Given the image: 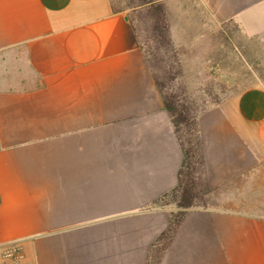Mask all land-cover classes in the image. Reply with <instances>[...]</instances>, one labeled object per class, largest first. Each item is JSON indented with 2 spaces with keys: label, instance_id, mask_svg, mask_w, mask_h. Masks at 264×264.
<instances>
[{
  "label": "crops",
  "instance_id": "0c3cea01",
  "mask_svg": "<svg viewBox=\"0 0 264 264\" xmlns=\"http://www.w3.org/2000/svg\"><path fill=\"white\" fill-rule=\"evenodd\" d=\"M172 40L264 0H164ZM146 41L113 0H0V264H264V82L193 119L208 190L253 209L154 202L179 183L180 126ZM264 187V182L261 184Z\"/></svg>",
  "mask_w": 264,
  "mask_h": 264
},
{
  "label": "rangeland",
  "instance_id": "374dc122",
  "mask_svg": "<svg viewBox=\"0 0 264 264\" xmlns=\"http://www.w3.org/2000/svg\"><path fill=\"white\" fill-rule=\"evenodd\" d=\"M115 6L129 11L135 20L149 53L150 63L162 92L174 102L178 114L187 119L180 125L185 142L191 139L189 147L195 153L196 138L194 117L205 108L219 104L245 87L264 82V38H249L232 22L221 25L201 24V28L190 27L179 41L175 42L162 28L158 16L165 10L168 24L171 18L164 0H113ZM260 180L258 187L250 192L262 194L264 187ZM184 189L164 199L165 204L177 212L186 207H215L253 209L244 202H225L229 198H251L244 195V186H228L220 190H208L201 177L197 155L190 162V168L182 177ZM179 203L188 204L180 206Z\"/></svg>",
  "mask_w": 264,
  "mask_h": 264
},
{
  "label": "trees",
  "instance_id": "16d2710c",
  "mask_svg": "<svg viewBox=\"0 0 264 264\" xmlns=\"http://www.w3.org/2000/svg\"><path fill=\"white\" fill-rule=\"evenodd\" d=\"M158 21H159V23H162V24H160V26H162V28H165L166 31H167L168 30V21H167V19L165 17V10L164 9H162V12L159 14ZM157 84L159 86L160 92H161L162 97H163L164 107L168 111V113L173 117V121H174L175 125H177L179 127L181 124L186 123L187 119L182 118V116L180 114H178V110H177L174 102L171 101L162 92L158 81H157ZM195 138H196V140H195L196 141V147H195V150H194L195 153L194 152L191 153L192 149L189 147V143L191 142V139H189V141H187V142H185L184 139H183V142H184V162H183V168H182L181 173H180L179 183H178V185L176 187L171 189L169 192H167L163 196L159 197L154 202L155 205H161L162 203L165 204L164 199H166L168 196L178 192L179 190H182V189L185 188V186L182 183L183 174H184V172L186 170H188L190 168V162L192 163V159L194 158L195 155H197L198 141H197L196 133H195ZM186 191H187L186 189L183 190V192H186ZM179 205L183 206V207L188 206V204H184V203H179ZM183 210L178 211L177 214L178 215L179 214H183Z\"/></svg>",
  "mask_w": 264,
  "mask_h": 264
}]
</instances>
